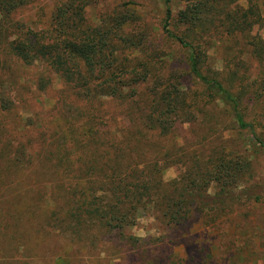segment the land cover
I'll return each instance as SVG.
<instances>
[{"label": "trees", "instance_id": "trees-1", "mask_svg": "<svg viewBox=\"0 0 264 264\" xmlns=\"http://www.w3.org/2000/svg\"><path fill=\"white\" fill-rule=\"evenodd\" d=\"M89 1L58 2L44 29L34 31L13 23L11 18L27 5V0H0V160L17 165L26 159V133H35L42 126L41 121L25 123L23 117L39 102L19 97L34 90L33 86L19 85L21 74L39 68L40 90L51 77L68 87L78 101L92 107L84 124L89 128L87 142L92 149L77 170V177L66 189L61 187L70 196V206L59 225L72 222L77 228L88 221L118 232L147 214L159 216L167 226H183L211 184L219 186L213 198L219 204L225 202L222 198L229 194L228 187L242 178L250 164L235 161L218 142L210 146L206 158L200 159L204 165L198 170L194 168L201 164L194 162L193 155L188 164L182 163L187 180L168 187L162 174L171 166V155H177L175 161L181 162V147L175 141L178 137H173L177 153L162 152L153 140L162 143L185 124H199L210 136H216L223 124L221 117H225L239 131H248L253 147L264 154V140L242 110L246 92H234L202 65L210 41L202 37V32L210 27L223 29L232 40L246 38V50L264 65V40L249 35L252 25L264 22L256 15L257 3L250 2L248 9L238 14L229 8L235 0H180L183 7L174 17L173 0H161L165 8L162 36L187 52L182 83L174 77L162 78V65H154L156 50L150 48L148 32L143 24L136 23L134 13L117 9L89 24L85 17ZM117 48L138 53L141 59L131 65L132 61L120 59L124 51L117 54ZM11 61L17 65H11ZM186 79L189 83H184ZM95 103L103 107L115 103L120 108L118 119H113L118 128L113 138L96 139L99 133L93 128L101 125V117ZM66 135L59 138L52 156L55 163L64 166L69 160L59 149L65 145ZM5 168L7 173L12 172L10 164ZM45 172L52 174L49 167Z\"/></svg>", "mask_w": 264, "mask_h": 264}, {"label": "rangeland", "instance_id": "rangeland-1", "mask_svg": "<svg viewBox=\"0 0 264 264\" xmlns=\"http://www.w3.org/2000/svg\"><path fill=\"white\" fill-rule=\"evenodd\" d=\"M60 1L63 0H27V5L12 15V22L34 31L43 30ZM250 2L257 3L256 15L264 21V0H235L229 8L240 14ZM182 7L180 0H173L171 16L175 17ZM117 9L134 13L136 23L145 26L150 48L156 50L154 65H162V78L174 77L183 83L187 52L161 34L165 18L162 1L90 0L85 17L89 24H95ZM209 29L202 32L203 38L210 39L202 65L234 92H246L242 104L245 119L264 140V65L250 56L244 44L246 38L232 40L223 29ZM251 29L249 35L264 40V22ZM120 51L124 52L119 54ZM117 52L123 61H132L131 65L141 59L127 49L117 48ZM11 65L17 64L11 61ZM39 71L24 70L19 85L33 86L34 90L19 97L39 102L23 117L25 123L41 121L42 126L35 133H26V159L17 165L0 160V264H264V154L253 147L248 131H239L225 117H221L223 124L216 136H210L199 124H185L162 143L153 140L162 152L177 153L173 137H178L175 141L181 147V162L175 161L177 155H171V166L162 174L168 187L187 180L182 163L188 164L193 155L194 162L201 164L194 168L198 170L204 165L200 159L206 158L207 150L218 142L223 144L220 149L231 153L235 161L250 164L242 178L228 187L229 194L222 198L225 202L219 204L213 198L219 193V186L213 183L183 226H167L159 216L147 214L118 232L88 221L77 228L72 222L60 226L70 206V196L61 187L66 189L77 177V170L92 149L87 142L89 128L84 125L92 107L78 101L68 87L51 77L40 90ZM242 87L245 89L240 91ZM94 105L101 117V125L93 128L99 133L96 139L113 138L118 129L113 119H118L120 108L115 103ZM65 133L68 137L59 152L69 160L66 166L52 160L59 138ZM9 164L11 173L5 171ZM46 167L52 174H46Z\"/></svg>", "mask_w": 264, "mask_h": 264}]
</instances>
